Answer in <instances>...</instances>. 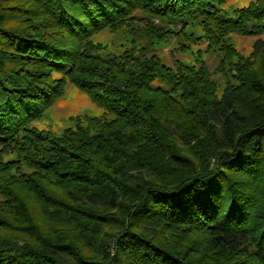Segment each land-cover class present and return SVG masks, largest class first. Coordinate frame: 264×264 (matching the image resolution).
<instances>
[{"label": "trees", "instance_id": "trees-1", "mask_svg": "<svg viewBox=\"0 0 264 264\" xmlns=\"http://www.w3.org/2000/svg\"><path fill=\"white\" fill-rule=\"evenodd\" d=\"M226 1L0 0V264H264V0ZM67 83L101 115L37 127Z\"/></svg>", "mask_w": 264, "mask_h": 264}, {"label": "rangeland", "instance_id": "rangeland-1", "mask_svg": "<svg viewBox=\"0 0 264 264\" xmlns=\"http://www.w3.org/2000/svg\"><path fill=\"white\" fill-rule=\"evenodd\" d=\"M252 1L254 0H227L223 4L222 8L227 11L229 15H231L235 9L246 6ZM123 35L125 36L123 31L120 30L116 31L114 34L107 32L100 33L95 36L94 40L106 45V50H116L127 43L122 39ZM258 37L264 38V33L256 36L232 34L229 37L228 42H230L232 45H235L242 55L247 56L251 53L252 45ZM125 40L127 41V38ZM182 40L185 43H188L184 37H182ZM177 44V40L172 37L167 43H162L159 46L160 50L158 48V52H160L162 59L170 65H173L175 59L182 58L184 55H186V53L176 50L177 48H173L175 46L177 47ZM189 44L191 48L188 49V51L191 49L192 51H195L199 47L204 49L205 47V42L199 44V40H190ZM202 54L201 56L207 62L209 69L211 71L214 70L215 66H217L219 63V57L212 52H208L203 55ZM230 76L231 75H222L221 73L214 75V79L217 83L216 94L218 97L222 95L227 79H230L232 82H234ZM101 113L102 109L93 103L87 94L78 90L73 84L67 83L63 96L54 105L46 110L43 117L35 122V125L39 128L50 129L54 133H59L65 127L71 125L76 118H82L83 116H99ZM167 238L168 240H166L170 243L177 242L182 244L183 242L180 237ZM186 238H192L190 241L193 243L192 248L189 249V254L195 253L196 246L198 245V237H196L194 234H191ZM195 239L197 241H195Z\"/></svg>", "mask_w": 264, "mask_h": 264}]
</instances>
